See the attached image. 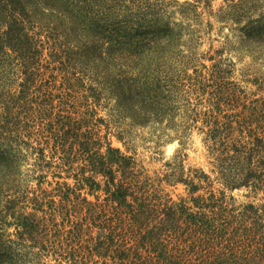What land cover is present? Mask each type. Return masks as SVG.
Instances as JSON below:
<instances>
[{
    "label": "trees",
    "instance_id": "trees-1",
    "mask_svg": "<svg viewBox=\"0 0 264 264\" xmlns=\"http://www.w3.org/2000/svg\"><path fill=\"white\" fill-rule=\"evenodd\" d=\"M199 1L206 2L194 0V6ZM170 2L0 0V222L11 215L19 227L14 238L0 230V264H34L48 255L57 264H84L88 254L110 259V264H264L259 214L264 205L241 207L228 196L242 188L264 194V99L242 100L226 87L230 71L220 60L207 74L197 71V57L182 54L187 29L170 19ZM224 2L219 19L231 22L238 49L257 58L264 52L263 5L260 0ZM186 9L180 12L187 19ZM28 25L53 40L51 56L58 65L52 70L61 75L59 90L81 88L87 93L83 98L97 105L102 99L112 103L119 140L130 142L138 128L164 141L186 138L196 129L214 158L216 176L189 168L184 177L177 159L167 164L169 172L162 178H151L133 156L100 135L93 117H87L88 108L80 110L84 103L75 108L59 95L57 111L52 99L47 122L39 129L47 133L44 145L24 140L12 109L31 102V87L43 75L42 51L26 31ZM227 66L233 69L231 62ZM194 84H204L201 95L210 89L205 102L198 95L193 102ZM17 85L21 91L16 96ZM20 146L36 153L38 179L50 167L45 149L59 156L56 167L74 171V185L65 184L67 194H58V202L35 197L28 213L23 210L27 206H20L28 200L18 194L21 166L14 152L22 153ZM162 181L184 185L186 196L171 200Z\"/></svg>",
    "mask_w": 264,
    "mask_h": 264
},
{
    "label": "rangeland",
    "instance_id": "rangeland-1",
    "mask_svg": "<svg viewBox=\"0 0 264 264\" xmlns=\"http://www.w3.org/2000/svg\"><path fill=\"white\" fill-rule=\"evenodd\" d=\"M205 1L201 3L199 1L196 6H194V0H173V2H170L172 3L170 10H173L170 19L178 24L182 21V25L187 29V35H184L182 38V42L185 44L181 48L182 54L196 56V63H198L196 69L198 72H203V74L209 73L211 65L217 63L216 60H220L222 65H226L224 67L227 72L230 71L224 79L226 87L235 90L241 96L242 100L264 99V52L257 55V58L252 59L248 53L240 51L241 49H238V39L234 35L235 32L230 28L231 22L229 20L219 19V10L225 6L224 0ZM260 3L264 7V0H260ZM184 9L190 13L187 19L181 16L180 11ZM26 31L34 37L39 49L42 51V66L39 72L43 75L37 79L36 85L31 87L28 95V99L31 102L25 108H22V110L19 107L12 109V112L19 120L18 132L23 136L24 140H29L35 147L44 145L45 135L47 133L40 132L39 129L42 124L44 125L47 122V116H49L52 109V99V104L55 106L54 112L57 111L59 100L55 96L59 95L63 102H67V105L74 106L75 108H80L79 106L84 103L86 107L80 110L84 111L85 108H88L87 117H93L91 123L97 124L100 135L107 136L111 147L118 148L125 154L133 156L140 167L151 178H162L166 172H169L167 164L173 163L177 159L182 160L183 171L185 173L184 177L187 175L189 168L202 169L212 179L216 176L212 173L214 158L208 155L206 145L202 140L203 136L196 129H193L186 138L174 137L172 140L164 141V138L158 139L157 135L149 129L138 128L132 131L133 136L129 140L130 142L119 140L116 137V112L113 111L112 103L106 100L103 101L102 99L97 105L91 97L83 98V95L85 96L87 93L82 91L81 88L77 89V91L71 89L59 90V85L62 80L61 75L58 71L52 70V67L58 65L56 62H53L54 59L51 56L53 40L47 38L46 34L38 27L28 25L26 26ZM215 55L217 56L215 59L208 60L210 56ZM230 62L233 64V69L227 66ZM200 64L206 68H203ZM70 69V72H72L73 69ZM76 73L79 74L77 70ZM188 73L194 75L192 74V70H189ZM18 81H23L22 77ZM205 83L207 82L204 80ZM204 84H194L191 86V89L197 91L196 94L190 95L193 102L197 95L198 98H202L205 102V99L208 97L207 92L210 89L206 87L204 89V95H201L203 91L201 92L200 88L203 89L202 86ZM20 91L21 87L17 85L16 96ZM19 104L22 105V103ZM97 120L99 123H97ZM20 147L23 148L22 153L14 152L21 166V181L18 185V194L22 197L27 196L28 198L27 201L20 203V206H27L23 210L25 213H28L33 212V205H31L30 201L35 197H38L40 202H46L47 199L51 198L58 202L60 199L58 194H67L65 184L70 187L74 185V179L72 178L74 171L67 172L65 171L66 167H56L57 162H59V156L45 149V159L50 162V167L48 165V168L44 167L43 177L38 179L39 171L36 169L37 166L35 164L36 153L32 147ZM58 174H60V177H58ZM161 186L164 189V193L168 194V198L173 201H178L180 197L186 196L185 186L180 183L168 185L162 181ZM219 186V183L214 182L215 188ZM81 194L84 196L86 193L82 191ZM228 196L234 199L235 205L241 207L248 204H253L255 207L264 205V194H248V191L243 188L228 192ZM87 199L93 201L94 196L87 195ZM23 210H19L18 212H22ZM263 210L260 208L259 214L261 213V218L264 222ZM36 215L40 218L42 213L37 212ZM46 216L50 218V216ZM18 228L14 216L8 215L3 217V220L0 222L1 232L4 235H9L11 238L15 237ZM37 259H39L38 263L40 264H57L52 255ZM37 259L34 260V264ZM110 261V259L104 260L96 255L88 254L84 264H110ZM63 264H69V262L64 261Z\"/></svg>",
    "mask_w": 264,
    "mask_h": 264
}]
</instances>
